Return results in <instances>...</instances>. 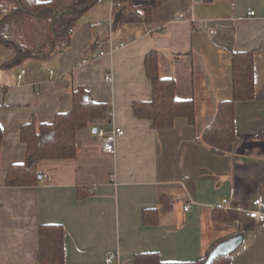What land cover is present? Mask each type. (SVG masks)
<instances>
[{
  "label": "crops",
  "instance_id": "obj_1",
  "mask_svg": "<svg viewBox=\"0 0 264 264\" xmlns=\"http://www.w3.org/2000/svg\"><path fill=\"white\" fill-rule=\"evenodd\" d=\"M112 15V1H99L70 45L51 57L5 67L15 53L0 45V264H40L42 224L63 225L65 264H139V253L196 261L238 234L244 239L231 264H264L261 226L235 210L236 220L214 219L215 208L229 209L223 199L249 206L264 198V0H168L150 22L125 23L112 34L96 26ZM248 50L255 97L235 102L233 148L215 154L200 137L219 103L233 98V53ZM152 51L161 77L174 78L176 97L194 101L195 124L178 117L156 129L134 114L135 103L153 98L145 64ZM79 86L108 105V115L77 133L75 158L41 162L39 184L6 186L8 167L25 160L21 126L68 111ZM114 127L124 134L107 153L95 129ZM153 208H163L158 222L145 224L143 211Z\"/></svg>",
  "mask_w": 264,
  "mask_h": 264
},
{
  "label": "trees",
  "instance_id": "obj_2",
  "mask_svg": "<svg viewBox=\"0 0 264 264\" xmlns=\"http://www.w3.org/2000/svg\"><path fill=\"white\" fill-rule=\"evenodd\" d=\"M101 0H0V45L15 53L5 67L17 66L29 58H47L68 47L80 18ZM114 3L112 26L120 29L125 23L150 22L154 12L168 0H110ZM39 50V51H37ZM147 76L153 84V98L134 104V114L152 121L156 129L171 128L176 118L186 117L195 124V103L176 97L174 78L161 77L156 51L146 57ZM233 98L221 101L211 124L200 141L215 154H227L234 145L235 102L255 97L254 51H235L232 56ZM108 105L91 101L89 92L79 86L73 92L71 108L57 113L50 123L36 119L20 128L21 142L26 146L25 160L11 164L5 174L6 186H31L41 182L39 165L45 160L72 159L77 156V133L94 120L108 115ZM259 133L257 136L259 137ZM4 138L0 125V145ZM86 194L79 192V197ZM164 199V198H163ZM164 201V200H163ZM163 209V208H161ZM160 208L145 209V224H155ZM214 219L231 221L238 213L223 207L215 208ZM65 230L60 224H42L39 228L40 264H65ZM228 239V238H226ZM215 244L196 261H162L158 253H139L135 262L155 264H205ZM232 253L218 256L211 264H231Z\"/></svg>",
  "mask_w": 264,
  "mask_h": 264
},
{
  "label": "built area",
  "instance_id": "obj_3",
  "mask_svg": "<svg viewBox=\"0 0 264 264\" xmlns=\"http://www.w3.org/2000/svg\"><path fill=\"white\" fill-rule=\"evenodd\" d=\"M113 3V2H112ZM114 5V3H113ZM248 15H255V11L251 10L248 12ZM184 15L181 14L179 18H183ZM96 26L107 30L110 34H112L113 26H112V19L106 24L102 25L101 22H97ZM210 33H214L215 30L209 29ZM124 43L120 42L113 45V49H119L123 47ZM103 54V52H101ZM85 62V61H83ZM25 71L23 70L19 75V78H22ZM106 80H113V73H108L105 77ZM96 134L101 138V146L103 151L107 153L115 152L116 148V141L118 137L124 134V130L120 127H114L112 130L107 131L103 128H98ZM223 203L227 205V208L235 210L237 212H241L247 217L248 219L254 221L256 224L261 226L264 229V198L261 195L256 196L254 199L251 200V204L249 206H245L243 203H233L231 204L229 199H223ZM189 204L185 205V209L188 210ZM114 255L111 254L107 258V262H112Z\"/></svg>",
  "mask_w": 264,
  "mask_h": 264
},
{
  "label": "water",
  "instance_id": "obj_4",
  "mask_svg": "<svg viewBox=\"0 0 264 264\" xmlns=\"http://www.w3.org/2000/svg\"><path fill=\"white\" fill-rule=\"evenodd\" d=\"M97 131V129H95ZM244 239L243 234L235 235L219 243L210 253L205 264H211L218 256L227 255L239 248Z\"/></svg>",
  "mask_w": 264,
  "mask_h": 264
},
{
  "label": "rangeland",
  "instance_id": "obj_5",
  "mask_svg": "<svg viewBox=\"0 0 264 264\" xmlns=\"http://www.w3.org/2000/svg\"><path fill=\"white\" fill-rule=\"evenodd\" d=\"M38 51V50H37Z\"/></svg>",
  "mask_w": 264,
  "mask_h": 264
}]
</instances>
